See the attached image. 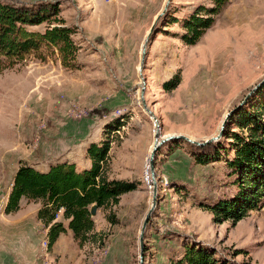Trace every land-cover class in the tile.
I'll return each instance as SVG.
<instances>
[{
  "label": "rangeland",
  "instance_id": "1",
  "mask_svg": "<svg viewBox=\"0 0 264 264\" xmlns=\"http://www.w3.org/2000/svg\"><path fill=\"white\" fill-rule=\"evenodd\" d=\"M2 1L57 3L79 50L76 68L64 67L58 52L46 49L0 65V198L20 162L46 169L66 160L81 169L90 162L87 146L103 140H109L108 177L140 184L115 207L117 224L93 216L101 243L80 246L68 230L48 248L41 226L30 249H22L0 212V264H140V230L153 197L144 178L153 142L172 134L208 140L230 110L256 100L264 88V0H228L192 45L181 39L182 21L211 0ZM174 74L179 83L165 89ZM231 115L225 126L236 130ZM116 122L121 125L112 131ZM223 134L216 140L227 150L223 159L206 165L193 161L187 141L177 145L184 139L158 148L142 264H171L195 243L226 264H264V204L234 224L216 222L201 206L237 190L225 164L233 151Z\"/></svg>",
  "mask_w": 264,
  "mask_h": 264
},
{
  "label": "trees",
  "instance_id": "2",
  "mask_svg": "<svg viewBox=\"0 0 264 264\" xmlns=\"http://www.w3.org/2000/svg\"><path fill=\"white\" fill-rule=\"evenodd\" d=\"M210 7H201L182 21L184 29L182 41L195 44L208 29L214 16L220 12L228 0H211ZM57 3L36 2L13 4L0 0V65L23 59L30 53L43 49L59 55L64 67L76 68L78 46L72 39L74 28L66 25L60 16ZM45 24L42 31L31 27ZM178 74L164 82V88L173 89L179 83ZM264 88L257 90V98L247 106H242L232 114L231 130L225 126L223 136L229 139L231 157L225 158L229 174L233 176L236 192L210 205H203L213 214L216 222L241 220L251 210L264 204ZM248 102V101H247ZM116 122L112 131L119 129ZM178 140L177 145L185 143ZM189 155L197 164L206 165L223 159L224 146L220 140L203 145L186 142ZM109 140L91 142L86 149L91 165L78 169L74 162L55 161L46 169L20 162L12 177L7 196L5 213H14L20 208L22 198L40 203L37 218L47 228V246L52 248L59 236L68 230L78 245L101 243L104 236L95 230L94 218L90 213L92 205L104 212L109 224L119 222L115 207L121 196L135 190L139 181L109 178L106 162ZM63 212L66 221L57 220ZM183 255L171 264H226L215 257V252L199 244L184 246Z\"/></svg>",
  "mask_w": 264,
  "mask_h": 264
},
{
  "label": "crops",
  "instance_id": "3",
  "mask_svg": "<svg viewBox=\"0 0 264 264\" xmlns=\"http://www.w3.org/2000/svg\"><path fill=\"white\" fill-rule=\"evenodd\" d=\"M90 165H91V162H89V164H87L86 166L82 168H89ZM9 191L10 189L7 191L6 198L9 194ZM133 191L127 192L123 194L121 197L123 198L125 195H128ZM39 208H40L39 202L28 201L27 199L22 198L20 200V208L18 209V211L14 213L5 214L6 219H8L11 222L10 227H13L12 233L15 235L14 237L20 240L19 248H22L24 246L25 248L30 249V244L33 243V241H35L36 239L37 228L42 226L44 228L45 235L47 234V228H45L43 224L41 223V221L37 218V211ZM95 216L102 217L104 216V212L100 208H97ZM57 220L63 221V222L65 221L63 218L62 211L59 212L57 216ZM68 233L72 235L71 231ZM62 235L59 236L58 240L61 239Z\"/></svg>",
  "mask_w": 264,
  "mask_h": 264
},
{
  "label": "water",
  "instance_id": "4",
  "mask_svg": "<svg viewBox=\"0 0 264 264\" xmlns=\"http://www.w3.org/2000/svg\"><path fill=\"white\" fill-rule=\"evenodd\" d=\"M164 13V10L161 12V13H159V15L157 16V18H156V20H155V22L158 20V18L162 15ZM154 22V23H155ZM153 28H151V30H152ZM144 51H145V47L143 48V53H144ZM260 85V83H258L255 87H253V89L245 96V98L243 99V101L240 103V104H243L245 101H246V99H247V97L258 87ZM145 109L147 110V112L150 114V116H151V118H152V120L154 121V124L158 127V120H157V118L155 117V115L153 114V112L150 110V109H148L147 107H145ZM234 111V109H232V110H230L228 113H227V115H226V117H225V119H224V121L222 122V124H221V127H220V131H219V133L216 135V136H213V137H211L210 139H208V140H205V141H203V142H200V141H195V140H193L192 138H190V137H187V136H184V135H181V134H178V135H175V134H172V135H169V136H166V137H164V138H162L160 141H156V139H155V141L153 142V145H152V149H151V152H150V154H149V159H148V168H149V170H150V173H151V175H152V177H153V180H154V182H155V179H154V174H155V155H156V152H157V150H158V148L160 147V145L162 144V143H164L165 141H168V140H170V139H184L185 141H187V142H190V143H193V144H195V145H203V144H205V143H208L209 141H214V140H217V139H219L221 136H222V134H223V131H224V127H225V123H226V121L228 120V118H229V116L232 114V112ZM157 131V130H156ZM155 134H156V132H155ZM157 191V187H156V183H155V187H154V189H153V197H152V204H151V207H150V209L148 210V212H147V214H146V216H145V218H144V220H143V223H142V227H141V230H140V236H139V239H140V242H141V251H140V264H142V253H143V247H142V239H143V234H144V230H145V227H146V225H147V223H148V219H149V217H150V214H151V212H152V210H153V208H154V206H155V203H156V200H155V198H156V196H155V192ZM96 209H97V206L94 204V205H92L91 206V208H90V213H91V215L92 216H95L96 215Z\"/></svg>",
  "mask_w": 264,
  "mask_h": 264
},
{
  "label": "built area",
  "instance_id": "5",
  "mask_svg": "<svg viewBox=\"0 0 264 264\" xmlns=\"http://www.w3.org/2000/svg\"><path fill=\"white\" fill-rule=\"evenodd\" d=\"M154 126H156V125L154 124ZM144 178H145V181H146L147 186L149 187V189H151L153 191V189L155 187V183H156V187H157V180L155 179V174H154V179H155V182H154L153 177H152V175L150 173L149 168H146L145 169V176H144ZM6 202H7V198L6 197L0 198V212H3V213L5 212L4 210H5ZM43 244L46 245L47 244V241L44 240V243Z\"/></svg>",
  "mask_w": 264,
  "mask_h": 264
},
{
  "label": "bare ground",
  "instance_id": "6",
  "mask_svg": "<svg viewBox=\"0 0 264 264\" xmlns=\"http://www.w3.org/2000/svg\"><path fill=\"white\" fill-rule=\"evenodd\" d=\"M157 141V140H156ZM160 141V140H159ZM148 168V167H147Z\"/></svg>",
  "mask_w": 264,
  "mask_h": 264
}]
</instances>
